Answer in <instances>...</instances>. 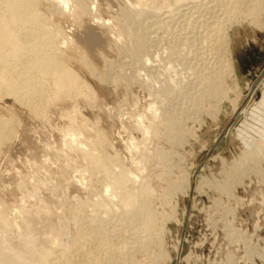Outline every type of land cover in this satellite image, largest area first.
I'll use <instances>...</instances> for the list:
<instances>
[{
	"label": "rangeland",
	"instance_id": "rangeland-1",
	"mask_svg": "<svg viewBox=\"0 0 264 264\" xmlns=\"http://www.w3.org/2000/svg\"><path fill=\"white\" fill-rule=\"evenodd\" d=\"M34 1L44 26L52 34L60 32L54 38L55 49L83 86L78 88L80 93L73 91L59 99L54 83L45 80L43 93L53 99L34 113L13 95L0 97V116L15 118L7 142L0 147V208L10 207L8 215L14 214L16 221L21 215L18 222L22 225L29 210L51 205L54 222L65 224L57 241L61 248H69L63 264H90L86 249L103 262L105 256L95 242L84 247L75 244L78 233L86 228L98 231L114 226L121 241L136 233L125 228L126 224L119 227L125 222L114 215L115 210L105 217L99 207L103 195L113 193L115 180H105L103 172L91 169L81 158L63 176L58 194L53 197L50 190L57 184L59 167L74 162L75 151L69 142L87 147L101 135L106 138L104 154L113 162L112 172L124 168L129 188L130 179L135 186L140 181L151 188L152 211L164 218L161 244L138 248L137 264H264V9L255 12L258 16H241L228 26V40L223 44L224 55L232 64L223 80L227 93L223 97L206 93L194 105L200 86L189 84L196 80L187 69L194 67L195 60L170 55L168 39L178 26L167 29L155 24L177 0H66L68 9L58 6L56 12L44 0ZM80 2L89 14H80ZM179 12L183 16L187 10ZM181 14L176 16L177 24L183 20ZM94 22L98 26H92ZM138 27V33L142 28L150 31L140 52L135 50ZM34 36L23 32L22 45H30ZM72 44L79 47L75 54H71ZM31 55L25 50L11 59V71L22 67ZM168 84L182 90L177 93L174 89L169 102L160 94ZM243 100L246 106L207 157ZM177 109H181L178 116ZM171 121L177 127L174 137L168 133ZM163 155L170 158L169 164L162 161ZM193 177L192 196V187L186 193L179 190L174 197L166 193L171 184L180 181H184L181 187L186 182L192 186ZM31 192L34 199L28 196ZM44 233L53 236L50 229ZM185 244L188 259L185 254L177 262Z\"/></svg>",
	"mask_w": 264,
	"mask_h": 264
},
{
	"label": "bare ground",
	"instance_id": "bare-ground-1",
	"mask_svg": "<svg viewBox=\"0 0 264 264\" xmlns=\"http://www.w3.org/2000/svg\"><path fill=\"white\" fill-rule=\"evenodd\" d=\"M177 1L179 2V0ZM178 2L173 3V5L171 4V6L167 8L169 10L167 11L168 13L166 12V16L161 19L159 18L155 24H161L167 29H171L174 25L178 26H174L176 27L174 32H179L177 35L179 38L175 36L176 34L174 32H171V36L168 39L170 41L167 47L169 53L171 56L176 55V57L181 60H183L184 56H191L190 59L192 58L195 60L194 67L196 69H193V66H191L193 68L187 69L188 74H193L192 76H194L196 80L189 84L192 86H196V84L200 86L199 90L197 89L198 98L196 96L194 105H197L198 101L201 100L206 93H208L209 97L214 95L223 97L228 90L223 82L225 71L227 67V70L231 71L230 68L232 66V64L230 66V60L224 55L226 52L223 47V44L228 40L226 36L229 30L228 26L240 19L241 16H245L247 19L252 18L255 12H258L259 9H264V0H190L187 4H182L181 0L180 4L176 5ZM43 3H46L51 12H56L58 6L63 7L64 10L68 9V2L66 0H44ZM187 6L188 8L185 9ZM78 8L80 14L83 13L86 15V12L89 14V11L84 8L81 2L78 4ZM180 8L184 9L180 10ZM176 10L178 12H176ZM186 10L189 12H185L183 16L181 12H179H184ZM179 13L181 17H183V20L181 22L179 20L180 23L177 24L176 16ZM179 17H177V19H180ZM257 19L258 18H256V20ZM182 22L183 24L181 25ZM98 24L94 22L92 26H98ZM139 27L135 30L137 32V45L135 44V50L137 52H140V49L145 46L144 39L150 34L148 33L150 31L147 32L144 28H142V32L140 30L141 33H138ZM144 27H146V25ZM23 32H32L35 34L30 45H22L20 37ZM57 36H60V32L56 31L52 34L51 30L44 26V18L38 13L37 3L34 0H0V97L5 94L13 95L20 104L28 107L34 113L40 111L41 105L45 103L49 104L53 99V97L52 99L51 97H47L49 94L48 92L47 95L44 94L46 91L43 93L44 84H46L44 83L45 80H50L54 83V86H51L55 87L56 93L54 94L59 99L66 98L68 93L75 92L78 88L80 89L83 86L77 74L66 65L64 58L62 60L59 55L60 53L55 49L54 38ZM64 44L66 43L64 42ZM179 45L180 47L182 46L180 49L177 48ZM224 45H226V43ZM70 49L73 51L72 53L70 51V53L75 54V51H77L79 47L72 44L70 45ZM25 50L32 53L31 57L28 61L22 63V67L15 71H11V67H9L13 63L11 59L20 56ZM190 59L187 58V60ZM177 65L179 64L177 63ZM92 73H95L94 69H92ZM122 75H124V73ZM102 77L104 78L105 76L102 74ZM174 89L177 93L182 91L177 90L178 87L168 84L167 87L161 90L160 94L162 100H171V97L175 94ZM253 92L251 88L250 95ZM245 106L246 103L242 105L241 112ZM238 109L239 106H236L235 112ZM180 111L181 109H177L175 114L177 116L180 115ZM14 119L13 116H9L8 118L0 116V147L8 140L9 130L12 129L10 127ZM175 124L171 121L168 126V133L173 137L174 132L177 130ZM96 137V139L90 141L86 145L88 148L93 147V152L88 151V148L85 146H81L80 148V145L74 147V140L71 143L69 142V146L72 145L71 150L74 149L75 151V155L73 154L75 159H72L74 162L70 165L59 167L56 177L57 184H55L53 188H50L51 194L53 197L56 193L58 194L57 190L60 189L61 184L65 181L63 176L66 175L67 170L71 166H74V163H79L81 158L86 160L91 169H97L98 173L99 171H101V173L103 172L104 174L102 175L105 176V180L109 179V177L113 178L115 180L113 193L104 194L102 199L100 197L102 204L99 202V207L105 217H107L112 210H115L114 215L116 217H122L120 220L125 222L119 227L126 224L125 228L128 229L129 227L136 233H132L129 237L127 236L126 239L128 238V241H121V238L118 239L119 236L115 232L116 228L115 230L112 229L114 226L112 227L110 225L111 229H103L101 227L97 229L98 231H89L86 230V228V231L84 230L78 233L79 235L75 245L84 247L87 242L93 241L100 247L105 256L103 262H100L102 259L99 261V259L93 257V254L91 256V252H88L87 249L85 250L86 255L90 256V264H137L135 253L138 248H146L151 244L153 245V243L156 245L161 244L159 232L164 229V218L160 215L157 216L152 211V201L149 200V197L152 196L151 188L144 186L140 181L138 185L135 186L133 179H130L131 187L129 188V176L123 171L124 168L115 170L117 173L112 172V170H114L113 162L111 159L105 157L104 154L106 138L104 139L101 135H97ZM175 142L177 143L178 140L175 139ZM60 156L58 157L57 155V159L61 158ZM161 159L168 164L170 162V158L164 155ZM193 181H196L195 177H193ZM183 182L184 181H180V183L171 184L167 188L166 193L172 197L179 190H183V192L186 193L187 188L189 187V189H191L192 187L191 193L193 194L195 185L193 186L192 184L191 186V183L186 182L184 187H181L183 186ZM42 185H44V183ZM43 187H41V189H43ZM108 187L111 188L110 183ZM37 189H39V187ZM46 189L48 191L47 187ZM36 190L32 191H34L35 194L39 193L40 189L38 192ZM49 193L48 191V194ZM28 196L33 198L34 195L31 192ZM52 200H54V198H52L51 201ZM47 205L46 207L48 208L45 209L38 208L31 211L29 210L27 215L24 214L26 217L23 216L25 219L23 222L25 223L22 222V225L18 222H21L23 219L19 213V220L16 221L18 218L16 219L14 217V219L12 217L14 214L12 216L10 215V217L8 215L10 207L2 206L0 208V264H63L67 261V252L69 248L63 246V248H61L60 243L57 242L61 233L65 230V224L61 221L54 222V211L50 208L51 205ZM127 217H129L130 222ZM74 219L76 226H79V219H76V217ZM51 221L55 224H52ZM45 222L47 224H44ZM40 224L45 226L40 227ZM45 229H50L53 235L51 238L49 237L51 235L47 236L48 234L46 235L44 233ZM43 241L44 243L42 244ZM184 247H187V245L185 244ZM186 253L187 250L185 254ZM184 255L178 258V261L183 258ZM184 258L188 259V254H186Z\"/></svg>",
	"mask_w": 264,
	"mask_h": 264
},
{
	"label": "water",
	"instance_id": "water-1",
	"mask_svg": "<svg viewBox=\"0 0 264 264\" xmlns=\"http://www.w3.org/2000/svg\"><path fill=\"white\" fill-rule=\"evenodd\" d=\"M263 74H264V73H263ZM263 74L261 75V77L263 76ZM259 80H260V79L256 80L255 84H254L253 87H252V91H254L255 88L257 87V84L259 83ZM249 95H250V93H249ZM259 97H260V96L258 95V99H259ZM245 103L247 104V101H246V100H243L242 103H241V106L239 107V109H238V110L234 113V115L230 118V120L228 121L227 125H226V126L224 127V129L222 130L221 135H220L219 138L217 139V141H216V145H215L214 148L208 153L207 157H208V156L211 154V152L216 148V146H217L218 143L223 139V137H225V136L227 135L228 130H229L231 124H232L233 121L237 118V116L241 113L242 105H244ZM207 157H206V158H207ZM195 176H196V175H195ZM192 184H193V186H194V185H195V181H193ZM191 196H192V193H191ZM185 248H186V247H185ZM186 250H187V249H185V251H183L182 255H180L179 258L182 257V256L185 254ZM177 261H178V259H177Z\"/></svg>",
	"mask_w": 264,
	"mask_h": 264
}]
</instances>
